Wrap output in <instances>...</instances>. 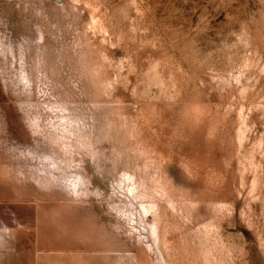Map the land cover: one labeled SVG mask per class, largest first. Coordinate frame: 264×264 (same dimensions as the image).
Returning a JSON list of instances; mask_svg holds the SVG:
<instances>
[{
  "label": "rangeland",
  "instance_id": "1",
  "mask_svg": "<svg viewBox=\"0 0 264 264\" xmlns=\"http://www.w3.org/2000/svg\"><path fill=\"white\" fill-rule=\"evenodd\" d=\"M0 264H264V0H0Z\"/></svg>",
  "mask_w": 264,
  "mask_h": 264
},
{
  "label": "bare ground",
  "instance_id": "2",
  "mask_svg": "<svg viewBox=\"0 0 264 264\" xmlns=\"http://www.w3.org/2000/svg\"><path fill=\"white\" fill-rule=\"evenodd\" d=\"M152 207V206H151ZM143 209H145V208H143Z\"/></svg>",
  "mask_w": 264,
  "mask_h": 264
}]
</instances>
